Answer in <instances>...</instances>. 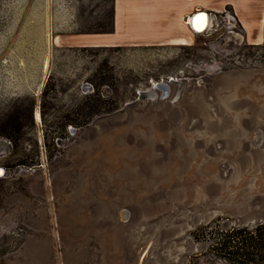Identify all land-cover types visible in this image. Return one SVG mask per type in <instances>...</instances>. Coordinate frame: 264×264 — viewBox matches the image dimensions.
Segmentation results:
<instances>
[{
	"label": "rangeland",
	"instance_id": "obj_1",
	"mask_svg": "<svg viewBox=\"0 0 264 264\" xmlns=\"http://www.w3.org/2000/svg\"><path fill=\"white\" fill-rule=\"evenodd\" d=\"M113 10L0 0V264H228L196 230L264 218V43L216 12L112 35ZM99 83L116 108L64 127Z\"/></svg>",
	"mask_w": 264,
	"mask_h": 264
},
{
	"label": "crops",
	"instance_id": "obj_2",
	"mask_svg": "<svg viewBox=\"0 0 264 264\" xmlns=\"http://www.w3.org/2000/svg\"><path fill=\"white\" fill-rule=\"evenodd\" d=\"M113 8L112 35L147 37V42L185 39L195 32L191 17L206 11L230 15L246 41L264 43V0H113Z\"/></svg>",
	"mask_w": 264,
	"mask_h": 264
},
{
	"label": "trees",
	"instance_id": "obj_3",
	"mask_svg": "<svg viewBox=\"0 0 264 264\" xmlns=\"http://www.w3.org/2000/svg\"><path fill=\"white\" fill-rule=\"evenodd\" d=\"M100 84H95L94 91L84 96L78 107L79 117L74 119L70 114L64 116V127L72 124L84 126L95 115L116 108L106 107L109 99L104 98L99 89ZM7 136L10 134L7 133ZM196 234H202L208 241L211 252L216 257L225 259L228 264H264V222L253 228L207 224L197 228Z\"/></svg>",
	"mask_w": 264,
	"mask_h": 264
},
{
	"label": "water",
	"instance_id": "obj_4",
	"mask_svg": "<svg viewBox=\"0 0 264 264\" xmlns=\"http://www.w3.org/2000/svg\"><path fill=\"white\" fill-rule=\"evenodd\" d=\"M206 11H197L192 17L191 19L195 18L198 14H206ZM211 16V13L209 14ZM210 26L208 27H204L201 31H197V32H202L206 29H208ZM193 28V26H192ZM195 29V28H194ZM175 81L173 78H170L168 81L166 82H158L154 85L153 89H151L147 94L151 95V96H155L156 91L155 89H161L163 91V95H166L168 93L169 90V82ZM9 148V143L6 139L0 138V151L1 150H5ZM5 171V169L3 167H0V173H3ZM260 223L264 222V218H261ZM257 223V224H260Z\"/></svg>",
	"mask_w": 264,
	"mask_h": 264
},
{
	"label": "bare ground",
	"instance_id": "obj_5",
	"mask_svg": "<svg viewBox=\"0 0 264 264\" xmlns=\"http://www.w3.org/2000/svg\"><path fill=\"white\" fill-rule=\"evenodd\" d=\"M198 15L195 18L190 19V24L191 26H193V30H195V32L201 31L204 27L210 26V22H211V16L209 17L207 13L199 16Z\"/></svg>",
	"mask_w": 264,
	"mask_h": 264
},
{
	"label": "flooded vegetation",
	"instance_id": "obj_6",
	"mask_svg": "<svg viewBox=\"0 0 264 264\" xmlns=\"http://www.w3.org/2000/svg\"><path fill=\"white\" fill-rule=\"evenodd\" d=\"M0 167H2V166H0ZM4 168V167H3Z\"/></svg>",
	"mask_w": 264,
	"mask_h": 264
}]
</instances>
